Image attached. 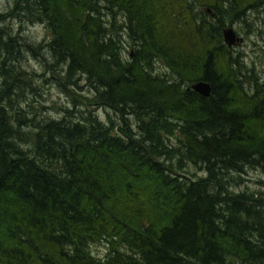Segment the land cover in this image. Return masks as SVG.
Instances as JSON below:
<instances>
[{
  "label": "trees",
  "instance_id": "trees-1",
  "mask_svg": "<svg viewBox=\"0 0 264 264\" xmlns=\"http://www.w3.org/2000/svg\"><path fill=\"white\" fill-rule=\"evenodd\" d=\"M150 1L14 0L0 12V264H264V197L229 192L247 166L264 170V84L223 32L264 0H164L174 26L160 34ZM35 23L44 43L20 37ZM174 28L190 34L179 43ZM44 49L72 102L59 115L35 105L39 75L25 66ZM156 60L179 79L154 75Z\"/></svg>",
  "mask_w": 264,
  "mask_h": 264
},
{
  "label": "rangeland",
  "instance_id": "rangeland-1",
  "mask_svg": "<svg viewBox=\"0 0 264 264\" xmlns=\"http://www.w3.org/2000/svg\"><path fill=\"white\" fill-rule=\"evenodd\" d=\"M157 1V2H156ZM164 0H155L150 3H153L158 10V15L161 18H157L156 12L152 11V15L158 19L157 21L150 20L151 25L153 26V31L156 34L162 33V31H166L168 29L173 30L171 27L174 26V21H169L164 17V14H167L168 10L165 11L164 8ZM14 0H0V12H6L13 6ZM207 7L205 5L199 6L198 11H204ZM262 9V8H261ZM209 13V12H208ZM166 16V15H165ZM123 20L122 16H118L117 23H121ZM179 19L176 20L178 22ZM183 20H180L178 23H183ZM14 25V24H13ZM25 25V24H24ZM233 28L237 37L239 38L236 40L232 46H228L231 48L234 53L240 52V59L243 65L245 66L242 68L243 71H246L248 74L249 81H256L257 83L254 84L255 86H259L264 84V9L260 10V8H251L247 11L244 15V18L237 19L230 21L226 28ZM174 34L172 39H176L179 43L186 37L189 36L190 30L182 28L180 31L178 28H174ZM20 37L26 42H32L35 44L44 43L46 40L49 39L50 33L47 28L41 23H35L32 25H25L24 29L20 33ZM125 49L123 50V54L126 58L132 59L134 57V53L136 52L135 49L130 45V39L127 35L123 37ZM77 40V37H76ZM37 52L39 50H36ZM47 57L45 59L43 56L37 55L34 56L30 52H27V61L25 66L34 73H37L39 76H36L35 84L38 87V95L36 96L35 105L40 107V103L45 104L47 107L51 106V113L54 115H59L61 111H59V107H64L66 105H72L70 98L66 93L63 92V88L59 85V82L53 78L54 72L48 70L49 65L53 62L51 60V56L49 53H46V49L42 50ZM81 59L82 62L86 65L90 64V60L87 56L83 54L81 51ZM156 70V71H155ZM155 71V72H154ZM153 74L157 75L160 74L164 76L167 80H175L179 79L176 76L175 72L170 69L167 63H163L162 61L156 60L155 61V69L153 70ZM166 75H163L165 74ZM81 85H86L85 81L80 82ZM253 86V84H252ZM88 88L87 86L85 87ZM247 90L250 94H253L254 91L251 90L250 86H247ZM76 92L80 96H85V91H80L76 89ZM30 96H35L34 94H30ZM106 111L104 109L99 110V115L103 120H106ZM190 169V167H189ZM193 170H196L200 175L205 174V172L199 168L193 166ZM141 196L143 199L146 200L148 204L152 203H161V200L156 199V195H151L155 188L151 186H147L146 182L140 184ZM230 193L238 194L241 192H247L249 194L260 193L264 197V170L259 166H247L246 171L241 174V178L238 179L236 177V181L229 190ZM130 195L126 194L123 196V202L132 203ZM155 205V204H154ZM153 206V204L151 205ZM127 207V205H126ZM131 207V206H128ZM135 208H140V205L135 204L133 205V210ZM151 208V207H149ZM166 207L160 209L164 210ZM141 212V211H140ZM164 213L157 214V219L163 217ZM110 248V244L107 243L105 240H100L96 243H93L91 246L92 252L96 257H101L104 259L108 254Z\"/></svg>",
  "mask_w": 264,
  "mask_h": 264
},
{
  "label": "water",
  "instance_id": "water-1",
  "mask_svg": "<svg viewBox=\"0 0 264 264\" xmlns=\"http://www.w3.org/2000/svg\"><path fill=\"white\" fill-rule=\"evenodd\" d=\"M224 39L225 43L230 47L232 44L238 40L239 38L237 37L235 31L233 28H224ZM191 88L198 93L202 94L203 96H210L212 87L211 84L206 82V81H198L195 82Z\"/></svg>",
  "mask_w": 264,
  "mask_h": 264
}]
</instances>
